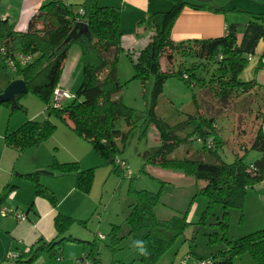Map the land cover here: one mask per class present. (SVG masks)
I'll use <instances>...</instances> for the list:
<instances>
[{"label":"trees","instance_id":"1","mask_svg":"<svg viewBox=\"0 0 264 264\" xmlns=\"http://www.w3.org/2000/svg\"><path fill=\"white\" fill-rule=\"evenodd\" d=\"M170 1L172 6L169 10L153 12L149 15L150 26L154 33L147 45L137 53L135 59H132L130 52L127 53L134 71L132 78L138 79L143 88L148 87L151 81L150 96L147 100L149 110L139 126L140 135H144L148 125L153 124L158 132L160 145L147 157L146 162L162 168L177 169L195 180H202L204 184L197 188L195 195L207 196L209 204L205 212H208L212 203L222 205L221 220L217 218L214 223L226 228L228 207L240 206L245 190L264 180L262 125L259 124L250 144L244 148V150H255L261 156L247 163L245 154L235 155L233 161L227 163L218 154L222 139L217 132L213 117L201 115L198 126L186 136H180L175 133L178 126H171L154 115L153 106L161 93L163 83L173 76L183 80L190 87L198 86L211 90L224 104L228 103L230 98L245 94L257 87V83L254 79L244 81L240 78L248 59L241 50L237 49L234 36L223 35L181 42H174L171 39L173 23L185 5L196 9L207 8L215 12L225 8L185 0ZM79 8H82L83 13H79ZM248 13L254 19H264V13ZM80 20H84L87 24L91 42L83 44L79 40H73L60 47L73 25ZM37 24L41 27L38 28ZM120 40L119 8L100 6L98 0H83L80 4H66L63 0H42L25 32L16 31L14 25L7 19H0V63L15 53L31 55L32 59L25 65H15L14 77L21 78L26 83L28 93L38 97L45 104L46 110V118L43 121L27 120L14 131L6 133L5 145L19 151L39 145L55 131L56 125L51 120L55 118L69 125L76 135L91 144L100 158L113 165V171L116 170L119 166L116 160L124 161L119 154L124 149L129 134L137 127L136 110L127 106L120 97H116L123 86L116 76L117 57L119 52L123 51ZM73 43H78L81 49L82 80L74 97L67 104L63 103L62 106L54 108L51 106L53 91L57 87L63 62ZM175 53L183 57L191 56L195 60L189 67L174 70ZM262 58L264 55L259 60V67H264ZM163 59L166 64L162 67ZM201 65L204 66L206 75L197 73ZM195 104L197 105L196 101ZM0 105L9 107V102ZM260 114L261 122H264V110L255 111L256 118H259ZM120 119L124 121L126 131L116 127V122ZM208 139L211 140L210 144L207 142ZM196 142L202 150L208 151L209 158L197 155L169 157L182 144L190 143L189 145L195 146ZM49 169L59 174L73 173L75 188L89 193L95 167L80 169L77 162L55 161ZM117 171L126 175V170L121 167ZM18 176L34 184L36 195L48 199L53 206L56 205L53 192L39 183L38 172L18 174ZM7 188L9 185L0 193V202L6 196ZM158 192L134 190V199L126 218L130 232L144 230L140 240L147 242L150 255L140 256L136 250L143 264H154L180 236L184 235L189 225L187 211L166 220L155 216L154 206L159 201ZM53 221L55 238L48 242H40L25 254L12 253L15 255L13 263H28L44 252L55 260L58 250L65 241H78L89 247L93 245L85 255L91 257L95 264H100L94 241L65 236L74 219L57 213ZM196 224H204L203 216ZM116 227L114 226L112 231ZM111 236L112 239H117L116 233L111 232ZM222 238L226 242V248L217 253L218 264H231L232 259L242 253H248L255 264H264V228L234 240L225 239L223 236ZM186 257L189 258L188 260L205 259L210 260L212 264L215 263L211 257ZM118 264H132V262Z\"/></svg>","mask_w":264,"mask_h":264},{"label":"rangeland","instance_id":"2","mask_svg":"<svg viewBox=\"0 0 264 264\" xmlns=\"http://www.w3.org/2000/svg\"><path fill=\"white\" fill-rule=\"evenodd\" d=\"M185 1L191 2L192 0ZM193 1L204 3L202 0ZM239 1L231 0V3ZM16 3L11 1L10 4L14 5ZM259 4V6L264 7V2ZM136 42V38L132 36L130 45H137ZM75 46L79 48V45L75 43L71 49ZM138 51V48L135 47L130 54L132 59H135ZM174 55V70L189 67L195 60L191 56L183 57L178 53ZM246 55L248 61L240 74L242 80H245V77L250 74L249 66L251 60H253L250 52ZM164 60L163 66L166 64ZM68 68L69 73L73 72L72 81L79 79L80 84L82 80V60L77 61L73 51L69 54ZM211 70L209 69V71ZM1 73L11 78L15 76L14 71L4 61L0 63ZM133 73L132 62L127 52H119L116 62V76L123 86L118 92V96L127 106L136 110L137 127L131 131L124 149L119 154L124 159L130 174H132L131 179L117 171L120 168L119 166L113 171V165L100 157L98 160L100 166H91L97 167L96 169L99 170L102 168V171H110L111 173V178L106 183L110 190L103 194L102 200H100V187L103 185L105 173L100 178L97 176L89 197L90 200H93V204L95 203L96 209L93 208L86 222L91 224V221H94V219L97 221L99 217L100 228L98 233L103 234L105 237L104 240L96 239L98 256L104 263L109 262L110 257H113L114 264H118L116 262L118 259L131 261V259L137 257L136 249L132 245L135 240L141 239L144 230L130 232L126 218L130 212V204L134 199V190H146L150 192L159 191V201L154 206V213L158 219L166 220L174 215L180 216L187 211V221L189 222L184 235L180 236L154 264H182L181 260L186 256L191 258L211 257L214 259V264H218L217 253L226 248V242L222 236L225 239L234 240L264 228V180L245 190L240 206L228 207V214L225 219L226 228H221L219 224H215L217 218L219 220L222 216L223 207L220 203H212L208 208V212H205L209 204L207 196L195 195L197 188L204 184L202 180H195L177 169L162 168L146 162L147 157L160 145V141L153 124H149L146 133L140 135L139 126L144 120L143 116H146L149 110L147 100L150 96L151 81L148 87L143 88L138 79L132 78ZM197 73L199 75L207 74L203 65L199 66ZM262 102H264V98L251 89L245 94L230 98L229 102L224 104L214 96L211 90L205 89V87H190L183 80L173 76L163 83L161 93L153 106V113L167 124L178 126L175 133L180 136H186L192 132L200 123L201 115L213 117L217 132L222 139L221 147L218 148L220 158L229 163L233 161L235 155L245 154V162L249 163L261 156L257 157L258 152L255 150H244V148L250 144L257 127L261 123V114L259 118H256L255 111L258 109L264 110ZM18 104L28 107L29 113L37 105L45 106L38 97L31 93L21 96L18 99ZM25 111V108L21 110V112ZM116 127L122 131L127 130L122 119L116 122ZM189 144H182L169 157H183L190 154V152L191 154L197 152L198 156L210 157L208 151L202 150L197 142L195 146ZM87 196H89V193H87ZM202 216L204 224H196ZM114 226L117 227L112 231ZM111 232L116 233L117 239H112ZM108 245H111L114 249ZM231 264H255V262L248 253H242L234 257Z\"/></svg>","mask_w":264,"mask_h":264},{"label":"crops","instance_id":"3","mask_svg":"<svg viewBox=\"0 0 264 264\" xmlns=\"http://www.w3.org/2000/svg\"><path fill=\"white\" fill-rule=\"evenodd\" d=\"M11 1L17 3L11 5ZM81 1L63 0L66 4H80ZM202 1L225 9L215 12L207 8L196 9L185 5L173 23L170 33L171 39L174 42H181L192 39H209L223 35L234 36L237 49L241 50L245 55L250 52L253 59L249 66L250 74L245 77L244 81L254 79L257 87L253 88V90L264 97V67L258 66L261 56L264 55V19H254L248 13H264V9H262L264 7L259 6V3L264 1L240 0L234 3H231V0ZM98 2L100 6L119 8L120 43L123 51L127 53H132L135 47L140 51L149 42L154 33L153 28L150 26L149 15L153 12L167 11L172 6L170 0H98ZM191 2L194 1L192 0ZM41 4L42 0H0V19H7L9 23L14 25L16 31L25 32L28 30L29 21L37 13ZM236 9H240L243 12ZM36 26L38 28L41 27L40 24ZM132 36L136 38L137 45H130ZM73 44L65 57L61 76L57 84V88L66 90L71 95H74L79 84V79L72 81L73 72L69 73L68 59L71 51H73L77 61L81 60V49L77 46L71 49ZM143 44L145 45L140 46ZM13 56L18 59L20 55L15 53ZM261 60L264 62V58ZM15 78L17 77L11 78L1 73L0 91ZM116 97H119L118 94ZM70 100L66 99L63 103L67 104ZM19 106V109L13 111L5 105H0V193L9 185V188L5 190L6 196L0 202V209L18 210L23 212L26 218L18 221L13 215L7 214L3 216L0 212V264H15L13 263L15 258H8L10 252L15 255L25 254L33 246H38L40 242H48L54 239L56 230L53 219L57 213L75 220L65 233V236L69 235L75 239L89 242L94 240L96 243L97 235L100 234L98 233L100 228L99 217L97 221H95L96 219H94L95 222L91 221V224L87 223L86 220L91 215L93 208L96 209L95 203L93 204V200H90L89 197L97 176L100 178L105 173L103 185L100 187V200H102L103 194L110 190L106 183L111 178V173L110 171H102V168H100L101 170L96 169L97 167L94 169L89 196H87V193L75 188L73 173L59 174L53 171L52 174L40 173V170L51 171L49 167L55 161L60 163L77 162L80 169L100 166L98 163L99 156L91 144L76 135L69 125L55 118H51L56 125L55 131L39 145L23 151L6 146L4 143L6 133L14 131L27 120L43 121L46 118L45 106L37 105L30 113L25 105L20 104ZM24 108L26 111L21 112ZM260 124L262 125V132H264V122ZM187 155L198 156L197 152H192V154L190 152ZM260 155L258 153L257 157ZM30 172H38L39 183L53 192L56 198L55 206L35 194V187L32 182L18 176V174ZM84 221L85 223L83 224ZM89 251V245L85 243L65 241L61 245V249L58 250L55 260L44 252L28 263L17 264H75L76 258L89 253ZM99 260L100 264H114L113 257H110V261L107 263H104L100 258ZM116 262L142 263L138 256L131 259V261L118 259Z\"/></svg>","mask_w":264,"mask_h":264},{"label":"built area","instance_id":"4","mask_svg":"<svg viewBox=\"0 0 264 264\" xmlns=\"http://www.w3.org/2000/svg\"><path fill=\"white\" fill-rule=\"evenodd\" d=\"M79 13H83L82 8H79ZM78 22H85L84 20H80ZM19 58L15 59L14 56L8 57L5 59V63L7 66H9L13 71L15 70V65L18 64L20 66L25 65L26 63H28L32 57L31 55H22L19 54ZM72 97H74V95H71L70 93H67L64 90H61L59 88H55L53 91V95H52V99H51V106L54 108H58L60 106H62L64 100L66 99H71ZM208 144L211 143V140L208 139L207 140ZM116 163L123 169L126 170V175L129 176L130 175V171L127 169L126 163L124 161H120V160H116ZM1 215H7V214H11L13 215L18 221H22L25 220L26 216L23 212L20 211H16V210H7L4 208L0 209ZM98 239H104V236L102 234H98ZM15 255L12 253L8 254V258H14ZM182 264H212V262L210 260H205V259H193V260H188V257H184L182 260ZM75 264H95L93 259L89 256H82L80 258H77L75 260Z\"/></svg>","mask_w":264,"mask_h":264},{"label":"water","instance_id":"5","mask_svg":"<svg viewBox=\"0 0 264 264\" xmlns=\"http://www.w3.org/2000/svg\"><path fill=\"white\" fill-rule=\"evenodd\" d=\"M91 39L87 24L85 22H76L61 43L60 47L73 40H79L83 44H88L91 42ZM27 93L28 88L26 83L21 78H15L11 80L2 91H0V104L9 102L10 110L19 109L20 106L17 103V99L21 95ZM40 173L52 174L53 172L49 170H40Z\"/></svg>","mask_w":264,"mask_h":264},{"label":"clouds","instance_id":"6","mask_svg":"<svg viewBox=\"0 0 264 264\" xmlns=\"http://www.w3.org/2000/svg\"><path fill=\"white\" fill-rule=\"evenodd\" d=\"M133 248L137 250L138 254L140 256H144V257H147L150 255V252L148 250V247H147V242L144 241V240H135L133 242Z\"/></svg>","mask_w":264,"mask_h":264}]
</instances>
